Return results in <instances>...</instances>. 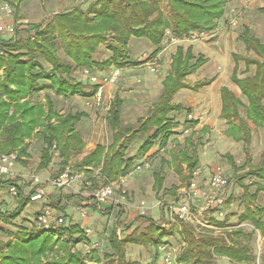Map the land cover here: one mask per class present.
<instances>
[{
	"label": "rangeland",
	"instance_id": "obj_1",
	"mask_svg": "<svg viewBox=\"0 0 264 264\" xmlns=\"http://www.w3.org/2000/svg\"><path fill=\"white\" fill-rule=\"evenodd\" d=\"M95 1L97 0H24L18 12L12 6L13 12L9 17L4 8L5 0H0V25L7 18H11L10 20L14 22L15 26L19 23H41L51 18L55 13L69 11L76 5L86 9L89 4ZM158 4L169 16L168 1L158 0ZM111 5L112 7H123V4L115 1ZM263 6L264 0H229L225 6V14L219 19L214 29L194 31L186 39L175 36L177 39L172 41L169 38L163 44L162 52L158 56H152L154 46L145 37H131L127 46L122 45L124 56L120 59L121 63L112 64L105 69L106 71L120 70L117 80L112 85H115V90L120 92L125 99L122 108L124 122L136 126L138 118L145 117L159 100L163 79L171 72L172 55L176 47L183 45L186 49L190 44H195L194 54L196 57L202 55L205 62L197 71L187 76L186 82L191 87L181 88L173 98V102L180 104L182 109L171 112L168 117L178 120L179 123L171 128L167 136V143L164 146L160 143L161 139H157L149 151L140 152L139 148L143 144L144 136L129 144L125 158H134L132 170L135 169V171L130 180L132 187L126 186V188H128L134 203L137 204L139 201L145 200L150 204L149 206H152L154 201H170L175 198L197 167L202 169L203 175H207L213 172L217 166H220L224 168V174H226L229 182L226 184L228 201L225 204L223 218H216L215 214L209 215L204 212V217L209 221H207L206 226H199L174 219L169 212L166 214L167 217L158 218L159 211L153 209L152 215L147 216L151 218L152 222L143 218L139 221L137 220L139 217L135 219V216L132 215L121 217L116 221L117 211L111 212L110 210L109 213L106 212L107 215H104L99 210H92L93 205L91 204L87 206L89 207L87 216L82 217L80 209L81 203L85 200L84 196L71 188L51 190L47 202L43 200L32 202L15 216L13 212L18 204L17 195L11 192V185L1 184L0 242L10 240L22 243L48 231L53 234L54 239L58 242L52 244L51 249L47 252L46 260L58 259V257L63 256L65 251L62 245L67 240L66 235H68L66 230H63L65 227L60 226L51 230L37 227L35 220L37 210L48 204L55 209L56 214L64 217V226H70L72 223L78 224L83 230L84 227L88 226L92 233L89 236L85 234L83 238L98 240L103 244L100 250L91 253H86L81 245L72 244L71 251H80L83 254L84 262L87 260L94 264H116L117 261L113 256L114 251L108 241L109 234L113 228H116L115 226H117V235L118 228H124L125 230L118 235L119 238L124 239L132 231L131 229V231L128 230V225L131 223L132 228L139 226L144 230L153 224L159 233L150 235L152 242L145 245L127 243L125 245L126 264L133 262L158 264L157 246L152 243L163 239L176 243L179 248L176 264H186L179 259L188 250L191 243L195 242L194 240L206 235L222 239L221 244L226 248L233 247L234 239L243 246L250 248V258L239 261L231 260L227 256L213 251L211 264H264V226L260 231L249 220L243 219V216L246 217L249 212H253L257 218L264 220V212L261 214L256 212L258 208L264 210V179L250 177L247 173L250 167L259 166L264 160V124L256 125L248 118L244 106L249 104V99L241 92L231 77L236 64L234 54L252 59L251 62H247L245 57V59L241 58L237 61L240 77L254 75L257 70V61H264V57L259 56L253 50L247 51L244 43L238 38V34L243 31V28L249 26L254 35L264 42ZM218 26L223 27V37L220 38L219 44V40H216L218 38ZM202 33L203 35H201ZM0 34L5 35V32ZM168 34L172 35L170 32ZM55 36H57L56 33ZM57 38L55 46L59 56L65 62H70L60 43L61 40L59 37ZM105 39L98 44L93 53L95 61L105 62L112 56L110 45L111 41H114L113 34L106 33ZM214 41L216 43H211ZM2 54L6 55L7 53L0 49V55ZM205 55L208 58H205ZM42 63L45 68L50 69L48 63L44 61ZM84 69L91 70L86 67L78 68L73 71L71 79L73 82H82L86 89H91L92 83L85 76ZM99 71L94 70L92 73L102 74ZM210 79L209 82L212 85L209 83L195 87L197 83ZM41 83H48V80L43 79ZM222 86L230 89L241 101L238 111L239 117H233L231 121L236 123L240 119L247 121V125L250 126L249 143L244 140H236L226 132L230 123L221 114ZM47 98L53 101L60 114L84 112L81 120L75 123L78 137L85 142L82 151L88 153L97 143L108 145L112 142V131L106 121L107 112L97 110V107L88 104L83 96L56 95L51 87L31 95V100L36 103H45ZM190 113L192 117L189 116ZM195 120H198V123H194ZM26 146L27 154L21 160L11 164L15 172L28 175L37 174L41 178L55 176L62 172L61 157L58 151H55L48 166H39L41 150L44 146L43 139L39 135L27 139ZM247 151L249 155H247ZM80 154L81 152L72 153L66 169L80 173L84 178L87 177L91 181L90 177L92 176L102 182L99 168L94 166V168L92 166L75 168L81 160ZM228 155L232 157L234 165L228 160ZM190 159L192 160L191 165L193 166L195 163V166H190ZM248 161L250 164L247 166ZM138 166L140 169L137 168ZM156 172H159L164 179L161 189L154 187ZM129 179L127 178V183ZM25 184V190H29V183L26 181ZM76 185L82 186L81 182H77ZM245 185L248 186L246 195L244 194ZM257 190H259L257 196L253 199L251 195H254ZM187 228L192 229L193 237L196 239L186 234ZM237 230H241V233L235 235ZM75 236L79 235L75 234ZM3 248L1 245L0 251Z\"/></svg>",
	"mask_w": 264,
	"mask_h": 264
},
{
	"label": "trees",
	"instance_id": "obj_2",
	"mask_svg": "<svg viewBox=\"0 0 264 264\" xmlns=\"http://www.w3.org/2000/svg\"><path fill=\"white\" fill-rule=\"evenodd\" d=\"M23 1L5 0L16 12L20 10ZM114 1L120 2L123 7H112ZM114 1L97 0L89 4L86 9L76 5L69 11L55 13L41 23H19L16 26V36L0 37V49L7 53L0 55V154L17 151L18 160H21L27 154L26 140L39 135L44 144L40 167L48 166L55 151H58L61 157L60 167L63 171L68 166L72 153L81 152V160L75 168L81 166L99 168L103 181L99 182L96 178L90 177L93 186H97L99 183L108 184L133 169L134 158H125V152L129 144L139 137H145L139 148L140 152L149 151L157 139H161L162 146L167 143L171 128L179 123L168 115L182 109L180 104L173 102V97L181 88L191 87L186 82L187 76L197 71L205 62L202 55L196 57L192 45L186 49L183 45L177 46L172 56L171 72L163 80L159 100L145 117L138 119L136 126L128 125L123 121V98L117 95L113 99L107 115V123L112 131V142L108 146L97 144L88 153L82 151L85 142L78 137L75 130V123L81 120L84 112L60 114L50 98H47L45 103L31 100V95L47 87H51L59 96H91L97 86L92 85L91 89H86L82 82H73L71 79L73 71L84 67L91 70H105L112 64H120V59L124 56L123 46H127L131 37L148 39L154 46L152 56H155L170 38L169 32L177 38L186 39L194 31L214 29L225 14V6L229 0H167L170 8L169 16L160 8L158 0ZM106 33H112L114 37L110 45L112 56L105 62H98L93 59V53L98 44L106 40ZM57 37L61 40L60 43L70 62H65L59 56L55 46ZM238 38L244 43L247 51L253 50L264 57V42L254 35L249 26L243 28ZM245 57L234 54L236 64L231 77L249 99V104L244 106L248 118L254 124L262 125L264 124V61H257L254 75L240 77L237 61ZM246 60L252 61L248 57ZM42 61L48 63L50 69L45 68ZM43 79L48 80V83H41ZM209 81L211 79L203 80L195 87L209 84ZM221 99V114L230 123L226 132L236 140L249 143L250 126L247 125V121L241 119L238 123L231 121V118L239 117L240 99L227 87L221 88ZM194 123H198V120ZM247 155H249L248 151ZM228 160L234 165L230 155ZM191 161L190 159V166H195V163L191 165ZM249 164L250 161L247 162V166ZM247 173L250 177L264 179V160L261 165L250 167ZM16 181L15 178H0V185H17L18 204L13 212L15 216L32 203L30 198L23 194L22 186ZM163 183L162 175L156 172L154 187L161 189ZM244 188L246 195L248 186L245 185ZM258 191L251 195L253 199ZM256 212L261 214L264 210L258 208ZM142 218L152 222L147 216H139L137 220L141 221ZM243 219L249 220L257 229H263L264 220L257 218L253 212H249L246 217L243 216ZM63 227L61 228L66 230L68 235L62 245L65 253L58 259L46 260L52 244L58 241L54 239L52 233L45 231L38 237L22 243L10 240L0 242V250L1 245L4 247L0 251V264H86L80 251H71L72 244H77L85 235L84 230L73 223ZM116 230L113 228L108 237L116 264H126L127 243L145 245L152 242L150 235L159 233L153 224H150L146 230L139 226L133 228L124 239L118 237ZM78 232L81 235L76 237L75 234ZM240 233L241 230H237L235 235ZM186 234L193 237L192 229L187 228ZM194 241L179 259L181 262L211 264L213 251L236 261L248 260L251 255L250 248L235 239L233 247L228 248L222 246V239L218 237L206 235ZM152 244L156 245V242Z\"/></svg>",
	"mask_w": 264,
	"mask_h": 264
},
{
	"label": "built area",
	"instance_id": "obj_3",
	"mask_svg": "<svg viewBox=\"0 0 264 264\" xmlns=\"http://www.w3.org/2000/svg\"><path fill=\"white\" fill-rule=\"evenodd\" d=\"M4 8L7 11V15L11 16L13 12L12 6L6 2ZM15 31V25L11 21L0 25V32H5L9 36H15ZM170 39L175 41L177 38L171 35ZM84 74L93 85L97 86L93 94L85 98L86 102L96 107L102 106L104 103L105 85L115 82L120 74V70L116 69L110 75L99 76L92 73L89 69H84ZM189 116L192 117V114L190 113ZM18 158L17 151L0 154V178H15L17 184L22 186L23 194L29 197L32 202L39 200L47 202L51 190L74 189L76 193L82 194L85 199L81 203L80 212L82 217L87 216V206L92 203L98 209L104 205H108L118 210L124 216L132 215L133 217L150 216L152 210L157 209L159 211L158 218L167 217L166 214L169 212L174 219H178L179 221L206 226L209 220L204 217V212L209 215L215 214L216 218L221 219L224 216L225 204L228 201L226 184L229 182L226 174H224V168L220 166H217L213 172L207 175H203L202 169L197 167L193 170L188 182L175 198L170 201L157 200L153 202L152 206H149L150 204L145 200H141L137 204L134 203L130 197L128 188H126V180L132 175L134 170L120 176L117 181L93 186L92 181L87 179V177L84 178L80 173L71 172L69 169L46 178H41L37 174H19L11 166V164L18 161ZM137 168H140V166ZM26 181L29 183V190H25ZM77 182H81L82 186H77ZM10 190L13 194H18L16 184H12ZM162 210L165 212V215H162ZM37 211L35 220L38 228L51 230L65 225L64 217L56 214L55 209L50 205L45 204V206ZM124 230V228H118V235ZM91 231L87 227L86 233L88 236ZM155 242L158 250V264H176L179 254V248L176 243L168 239L157 240ZM78 245L84 247L86 253H91L100 250L103 244L98 240L82 238Z\"/></svg>",
	"mask_w": 264,
	"mask_h": 264
},
{
	"label": "crops",
	"instance_id": "obj_4",
	"mask_svg": "<svg viewBox=\"0 0 264 264\" xmlns=\"http://www.w3.org/2000/svg\"><path fill=\"white\" fill-rule=\"evenodd\" d=\"M12 6V5H11ZM10 17V16H9ZM11 18H7L5 21H4V23L5 22H9V21H11L10 20ZM12 23H14L13 21H11ZM15 25V24H14ZM218 29H217V31H218V38L216 39V40H219L218 41V44L220 43V38L221 37H223L222 36V33H223V27H221V26H218L217 27ZM15 30H16V26H15ZM16 32V31H15ZM1 33V32H0ZM17 35V33H15V36ZM171 36V35H170ZM0 37L1 38H9V37H12V36H9L7 33H5V35H2V34H0ZM134 38H137V37H134ZM142 38V37H141ZM171 40V39H170ZM147 41H149L148 39H147ZM222 41V40H221ZM150 42V41H149ZM211 43H216L215 41L214 42H211ZM190 45H192V47L194 48L195 47V44H190ZM188 47V46H187ZM177 48V47H176ZM162 49H163V47H162ZM176 51V50H175ZM162 52V50L157 54V56L160 54ZM175 53V52H174ZM173 53V54H174ZM173 56V55H172ZM147 58V57H146ZM145 58V59H146ZM205 58H208V56L207 55H205ZM151 59V58H150ZM172 62V61H171ZM155 69V68H154ZM156 70L158 71V68H156ZM94 72V70H91V72ZM99 71V70H98ZM113 70H111V71H106V70H100L99 72L100 73H102V74H97V75H99V76H106V75H110L111 74V72H112ZM169 74V73H168ZM167 74V75H168ZM166 75V76H167ZM191 75V74H190ZM165 76V77H166ZM164 80V79H163ZM217 80V79H216ZM214 82H215V80H214ZM114 83V82H113ZM93 84H91V86H92ZM205 85H207V84H205ZM209 85H212V83H210ZM162 87H163V82H162ZM223 87V86H222ZM221 87V88H222ZM162 91V90H161ZM161 93V92H160ZM178 93V92H177ZM176 93V94H177ZM117 95H119V96H121L122 98H123V100L125 101V99H124V97L121 95V93L119 92H117L116 90H115V85H112V83H108V84H106L105 85V88H104V103H103V105L102 106H100V107H97L96 109L97 110H99V111H101V112H104V113H106L107 112V115H108V111H109V109H110V107H111V103H112V101H113V99L117 96ZM73 96V95H72ZM79 96V95H78ZM81 96V95H80ZM160 96V95H159ZM175 96V95H174ZM87 96H83V98H86ZM174 98V97H173ZM46 101V100H45ZM124 101H123V104H124ZM122 108H123V106H122ZM123 112V111H122ZM122 117H123V115H122ZM141 118V117H140ZM139 119V118H138ZM106 121H107V116H106ZM124 121V120H123ZM137 122H138V120H137ZM125 123V122H124ZM133 126V125H132ZM97 144H101V143H97ZM97 144H95V146L97 145ZM111 144V143H110ZM101 145H104V144H101ZM109 145V144H108ZM108 145H104V146H108ZM94 146V147H95ZM93 147V148H94ZM92 148V149H93ZM91 149V150H92ZM90 150V151H91ZM91 169H93V168H91ZM140 169V168H139ZM133 171V170H132ZM134 171H135V169H134ZM17 173H20V172H18V171H16ZM129 173V172H128ZM127 173V174H128ZM134 173H132V175H133ZM132 175L131 176H129L128 177V183L126 182V186L127 187H132L131 185H130V180L132 179ZM92 177V176H91ZM93 178H95V177H93ZM91 205H92V203H91ZM40 208V207H39ZM89 208V207H88ZM92 210H99L102 214H104V215H107L109 212L108 211H110L111 210V212H113L114 210L115 211H117V218L115 219L116 221H118L119 220V218H121V217H125L124 215H122L120 212H118V210H116L115 208H112V207H110V206H108V205H104V206H102V208H100V209H98V207H95V206H93V208H92ZM106 212H108V213H106ZM106 213V214H105ZM161 213H162V215H165V212L162 210L161 211ZM132 214V213H131ZM152 215V214H151ZM109 216V215H108ZM129 216H131V215H129ZM139 216H137V217H135V219H137ZM118 219V220H117ZM134 219V220H135ZM132 224H130V226H129V228H128V230L129 231H131L133 228H132ZM82 227H84L83 225H82ZM88 227V226H87ZM87 227L85 228L84 227V234H87L86 233V230H87ZM116 227V229H117V226H115ZM90 228V227H89ZM131 229V230H130ZM257 229V228H256ZM259 230V229H258ZM261 231V230H260ZM91 233H92V231L89 233V235H91ZM77 235H81V233H77ZM93 240V239H92ZM81 241V240H80ZM79 241V242H80ZM79 242L77 243V244H79ZM87 264H89V263H91V262H88L87 260L85 261ZM96 264V263H95Z\"/></svg>",
	"mask_w": 264,
	"mask_h": 264
}]
</instances>
